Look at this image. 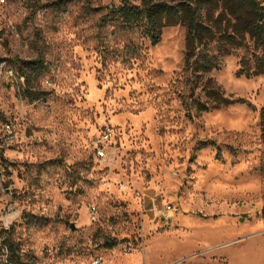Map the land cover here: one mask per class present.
Returning <instances> with one entry per match:
<instances>
[{"label":"rangeland","instance_id":"1","mask_svg":"<svg viewBox=\"0 0 264 264\" xmlns=\"http://www.w3.org/2000/svg\"><path fill=\"white\" fill-rule=\"evenodd\" d=\"M120 2L0 0V264L7 235L23 264H264V74L235 51L191 97L185 25L100 27Z\"/></svg>","mask_w":264,"mask_h":264},{"label":"trees","instance_id":"2","mask_svg":"<svg viewBox=\"0 0 264 264\" xmlns=\"http://www.w3.org/2000/svg\"><path fill=\"white\" fill-rule=\"evenodd\" d=\"M102 8L106 13L99 21L100 27L112 24L119 32L137 31L152 45L159 42L165 26L184 24V69L190 74L191 97L195 96L194 90L202 73L217 68L220 57L235 51L241 52L237 75L254 77L264 74V0H121L119 5ZM223 21L224 29L217 37L218 26ZM133 47L126 45L125 50L131 53ZM26 63L27 68L20 67L19 77L25 78V83L29 85L31 75L35 71L40 72V67L32 62ZM212 94L217 106L242 101L228 99L216 89ZM23 97L29 100L37 98L28 87L23 90ZM194 102L198 112L209 108L198 98ZM260 118L264 133V107L260 110ZM219 156L220 151L217 152ZM2 245L7 249L10 264H23L19 244L12 237L7 235Z\"/></svg>","mask_w":264,"mask_h":264},{"label":"built area","instance_id":"3","mask_svg":"<svg viewBox=\"0 0 264 264\" xmlns=\"http://www.w3.org/2000/svg\"><path fill=\"white\" fill-rule=\"evenodd\" d=\"M5 129H6V132L10 135H12L13 133V130H12V126L11 124L7 123L5 125ZM107 139V136H105V139L102 141V143L97 146V155L99 158H102L105 156V152H106V145H105V140ZM94 210V209H93ZM171 210V206L170 205H166L163 209V213H167ZM95 219V217H93ZM4 251H7V249L5 248ZM101 263V258L97 257L96 259H94V264H100ZM10 264V263H9Z\"/></svg>","mask_w":264,"mask_h":264}]
</instances>
